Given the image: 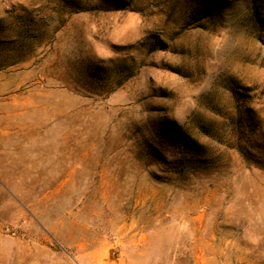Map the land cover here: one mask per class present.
I'll use <instances>...</instances> for the list:
<instances>
[{"label":"rangeland","instance_id":"1","mask_svg":"<svg viewBox=\"0 0 264 264\" xmlns=\"http://www.w3.org/2000/svg\"><path fill=\"white\" fill-rule=\"evenodd\" d=\"M0 21L22 58L0 264H264V0H0Z\"/></svg>","mask_w":264,"mask_h":264},{"label":"trees","instance_id":"2","mask_svg":"<svg viewBox=\"0 0 264 264\" xmlns=\"http://www.w3.org/2000/svg\"><path fill=\"white\" fill-rule=\"evenodd\" d=\"M7 31L8 29L6 26L0 21V70L11 67L18 63L20 59H22L20 58V50L18 48L8 47V45H13L16 41H11L12 36H9ZM180 137H182L181 140L184 142L185 146L193 147L192 144H189L187 138L184 137V135H181Z\"/></svg>","mask_w":264,"mask_h":264},{"label":"crops","instance_id":"3","mask_svg":"<svg viewBox=\"0 0 264 264\" xmlns=\"http://www.w3.org/2000/svg\"><path fill=\"white\" fill-rule=\"evenodd\" d=\"M219 262H227L225 258H215V257H205L204 264H218ZM196 264H198V260H196Z\"/></svg>","mask_w":264,"mask_h":264}]
</instances>
